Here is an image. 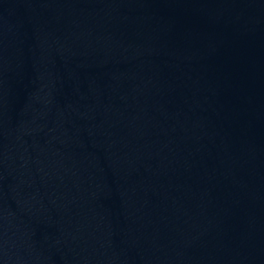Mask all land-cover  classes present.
<instances>
[{
    "label": "water",
    "instance_id": "obj_1",
    "mask_svg": "<svg viewBox=\"0 0 264 264\" xmlns=\"http://www.w3.org/2000/svg\"><path fill=\"white\" fill-rule=\"evenodd\" d=\"M0 264H264V0H0Z\"/></svg>",
    "mask_w": 264,
    "mask_h": 264
}]
</instances>
